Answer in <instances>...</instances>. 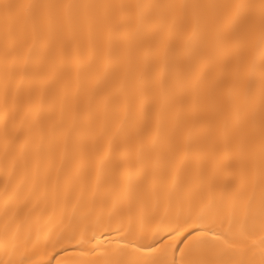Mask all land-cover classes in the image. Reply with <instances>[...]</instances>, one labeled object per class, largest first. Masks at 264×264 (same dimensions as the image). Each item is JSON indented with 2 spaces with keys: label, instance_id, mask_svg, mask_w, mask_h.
<instances>
[{
  "label": "bare ground",
  "instance_id": "6f19581e",
  "mask_svg": "<svg viewBox=\"0 0 264 264\" xmlns=\"http://www.w3.org/2000/svg\"><path fill=\"white\" fill-rule=\"evenodd\" d=\"M262 219L264 0H0V264H264Z\"/></svg>",
  "mask_w": 264,
  "mask_h": 264
},
{
  "label": "snow or ice",
  "instance_id": "6c2138e0",
  "mask_svg": "<svg viewBox=\"0 0 264 264\" xmlns=\"http://www.w3.org/2000/svg\"><path fill=\"white\" fill-rule=\"evenodd\" d=\"M5 9L11 7V5H3ZM228 7V6H226ZM200 223L204 222L203 216L200 218ZM187 223V222H186ZM261 226L264 227V219L261 221ZM211 231L204 230L197 227V224L193 223L190 225V230L188 231L187 236L185 237L184 248L179 249L181 256L184 255L185 249L188 250L189 253H195L200 250L201 246L208 243L210 246L215 247L220 243H224L225 245H230L232 243L237 242L239 237L243 235L247 229L242 227L238 233H233L232 231L229 232H213L210 240H206L205 237L207 236V232ZM160 242L157 241L155 243L149 244H141L139 247L136 248V251H146L149 254L157 252L159 248ZM171 246L168 249H165L162 253H160V258L151 260L150 264H182V260H177L175 251H170ZM94 251V250H93ZM170 257V258H169ZM129 264H141V261H131ZM192 264H210L209 261L205 259H197L192 261Z\"/></svg>",
  "mask_w": 264,
  "mask_h": 264
}]
</instances>
